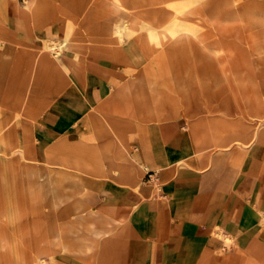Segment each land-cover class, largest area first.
Masks as SVG:
<instances>
[{
    "label": "rangeland",
    "instance_id": "rangeland-1",
    "mask_svg": "<svg viewBox=\"0 0 264 264\" xmlns=\"http://www.w3.org/2000/svg\"><path fill=\"white\" fill-rule=\"evenodd\" d=\"M31 2L0 0L1 118L12 113L15 119H34L67 86L83 80L82 63H111L121 67L120 93L138 119L148 122L156 114L162 120L172 113L185 132L191 133V127L205 129L209 145L198 158L226 153L240 166L246 154L237 151L236 144L242 142L238 133L248 131L247 141L255 140L253 147L264 143V0H55L52 16L34 15ZM13 16L22 25L19 20L15 27ZM22 27L32 40L14 42V37L23 38ZM64 43H72V50L64 48L59 59L61 64V58L65 60L63 67L72 78L55 89L32 61L41 50L57 55L52 49ZM153 86L161 97L151 91ZM12 94L15 103L7 99ZM8 133L0 135V264L23 261L16 251L25 245L24 239L14 231L29 207L17 203L16 185H22L24 196L30 193L27 185L49 186L43 189L50 198L44 239L49 258L34 255L33 262H51L61 252L70 264H109L103 251L113 231L101 236L93 231L108 221L106 214L98 211L93 217L90 208L76 204L69 219L57 217L61 204L80 190L64 186L79 185L73 169L79 170L82 163L90 172L100 168L91 166L92 159L77 157L69 167L59 165L60 172L53 167L29 170L22 164L18 169L11 156L22 155L27 147ZM230 134L236 137L220 142ZM86 243H94V250L88 251Z\"/></svg>",
    "mask_w": 264,
    "mask_h": 264
},
{
    "label": "crops",
    "instance_id": "crops-1",
    "mask_svg": "<svg viewBox=\"0 0 264 264\" xmlns=\"http://www.w3.org/2000/svg\"><path fill=\"white\" fill-rule=\"evenodd\" d=\"M29 7L34 15L56 13L55 0H32ZM19 20L10 18L15 27ZM22 35L14 42L32 40L23 27ZM71 50L69 43L64 51ZM63 53L41 50L32 61L55 89L72 78L63 67L65 60L60 62ZM82 65L83 80L67 86L34 119H15L12 113L0 117V135L8 130L10 136L15 125L13 140L27 147L22 155L11 156L18 169L22 164L29 170L53 167L60 172L59 165L69 167L77 157L92 159L91 166L100 168L90 172L82 163L73 169L79 185L64 186L80 190L61 204L58 219H69L76 204L90 208L93 217L98 211L106 214L108 221L93 231H113L103 251L109 264H264V143L253 147L248 131L238 133L242 142L236 144L237 151L246 154L240 166L226 153L198 158L209 145L203 127L185 132L172 113L162 120L156 114L148 122L138 119L120 93L121 67ZM151 91L160 95L154 86ZM14 97L7 98L9 103L17 102ZM236 136H222L220 142ZM197 144L204 146L197 151ZM27 187L30 193L24 196L22 185H16L17 203L29 207L14 231L25 243L16 251L23 261L16 264H70L61 252L51 262H33L34 255L49 258L44 239L50 198L43 194L48 185ZM1 199L0 187V208ZM94 247L89 243L86 249Z\"/></svg>",
    "mask_w": 264,
    "mask_h": 264
},
{
    "label": "bare ground",
    "instance_id": "bare-ground-1",
    "mask_svg": "<svg viewBox=\"0 0 264 264\" xmlns=\"http://www.w3.org/2000/svg\"><path fill=\"white\" fill-rule=\"evenodd\" d=\"M69 46L67 45V44H62V45H60L58 48H53L52 49V51L53 52H55V51H57L58 53H57V55H61L60 53V51H62L64 48H68ZM51 49V48H50ZM9 135V134H8ZM202 145L203 144H197V147H196V149H197V151L199 150V149H201L202 148ZM96 229V226L94 227V229L93 230H95ZM102 233H103V231L101 230V229H97L96 230V232L94 233L96 236H101L102 235ZM85 247H89V243H86V246Z\"/></svg>",
    "mask_w": 264,
    "mask_h": 264
}]
</instances>
